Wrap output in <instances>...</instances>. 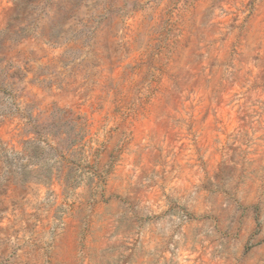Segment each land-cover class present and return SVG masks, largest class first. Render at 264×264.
Masks as SVG:
<instances>
[{
  "label": "rangeland",
  "instance_id": "obj_1",
  "mask_svg": "<svg viewBox=\"0 0 264 264\" xmlns=\"http://www.w3.org/2000/svg\"><path fill=\"white\" fill-rule=\"evenodd\" d=\"M0 264H264V0H0Z\"/></svg>",
  "mask_w": 264,
  "mask_h": 264
}]
</instances>
